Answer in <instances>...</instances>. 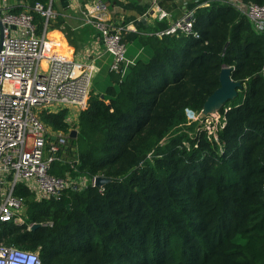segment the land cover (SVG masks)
<instances>
[{"label": "trees", "instance_id": "obj_1", "mask_svg": "<svg viewBox=\"0 0 264 264\" xmlns=\"http://www.w3.org/2000/svg\"><path fill=\"white\" fill-rule=\"evenodd\" d=\"M155 26L124 35L134 64L109 72L77 122L68 109L41 115L56 132H78L52 174L111 183L41 202L19 184L24 223H0V242L43 264H264V31L219 2L198 8L199 38L160 37L169 24ZM225 66L243 87L210 135L188 111L201 113Z\"/></svg>", "mask_w": 264, "mask_h": 264}, {"label": "built area", "instance_id": "obj_2", "mask_svg": "<svg viewBox=\"0 0 264 264\" xmlns=\"http://www.w3.org/2000/svg\"><path fill=\"white\" fill-rule=\"evenodd\" d=\"M224 2L244 13L256 30L264 31V5H248L241 0ZM155 7L160 9L158 5ZM33 11L45 18L46 27L55 17L54 12L41 3H37ZM195 11H189L166 30L154 34L199 38ZM163 17L159 14L157 20L162 21ZM34 20L31 10L14 13L0 5V223H24V202L15 194L19 184H25L38 202L60 199L67 190L78 192L95 187L96 177H61L51 173L56 161H66L64 150L72 137L50 130L41 113L68 109L72 115L74 112L78 115L88 108L92 80L98 68L94 61L82 63L49 55L46 34H37ZM89 22L101 33L104 53L113 58L110 71L125 75L134 64L127 58L125 26L100 20ZM0 264L43 263L37 252L0 242Z\"/></svg>", "mask_w": 264, "mask_h": 264}, {"label": "crops", "instance_id": "obj_3", "mask_svg": "<svg viewBox=\"0 0 264 264\" xmlns=\"http://www.w3.org/2000/svg\"><path fill=\"white\" fill-rule=\"evenodd\" d=\"M212 2L225 3L224 0H47L45 8L55 14L48 26L39 13L33 12V15L37 34H46L49 55L82 63L94 61L99 75L105 71L109 74L113 58L104 53L101 33L90 20L123 25L125 36L129 33L152 35L156 23L165 21L170 26L189 11L197 12L198 8L209 7ZM0 5L15 12L33 11L28 0H0ZM156 5L159 10L154 9ZM140 7H147L146 12L140 13ZM159 14L164 16L162 21L157 20ZM99 54L103 55L98 57Z\"/></svg>", "mask_w": 264, "mask_h": 264}, {"label": "water", "instance_id": "obj_4", "mask_svg": "<svg viewBox=\"0 0 264 264\" xmlns=\"http://www.w3.org/2000/svg\"><path fill=\"white\" fill-rule=\"evenodd\" d=\"M232 67L225 66L220 73V87L215 90V92L210 95L202 110L201 117L202 119H206L211 115H216L222 110L225 104L231 100H235L238 96L240 89L243 87L242 82L235 81L232 78ZM104 97V96H102ZM77 130H72L70 133V137H77ZM111 179L107 177L97 176L95 179V187L103 188L106 184L111 183ZM39 224L32 225V229L38 228Z\"/></svg>", "mask_w": 264, "mask_h": 264}, {"label": "rangeland", "instance_id": "obj_5", "mask_svg": "<svg viewBox=\"0 0 264 264\" xmlns=\"http://www.w3.org/2000/svg\"><path fill=\"white\" fill-rule=\"evenodd\" d=\"M127 58H129L128 54H127ZM134 59H136V58H134ZM107 75H108V72L105 71L99 75L96 74L94 76V78L92 80V92L93 93H98V92L104 90L105 85L108 84ZM43 112H45V111H43ZM43 112L41 113V115L43 114ZM188 117H189V120L191 122H197L198 123L197 128L202 126L206 129H208V134H210V135H212L217 130V128H219L223 125V123H222L223 118L219 114L212 115V116L208 117L207 119H205V121H204V120L200 119V117H201L200 113L193 112V111L189 110L188 111ZM78 118H79V114L77 115L74 112L73 115L71 116L70 122L73 124V123L77 122ZM49 129L54 131L53 128H51V127H49ZM195 132H197V131L194 130L193 132H191V136H194ZM64 163H65L64 160L56 161L53 164L52 168L58 169L60 166H62L61 164H64Z\"/></svg>", "mask_w": 264, "mask_h": 264}]
</instances>
